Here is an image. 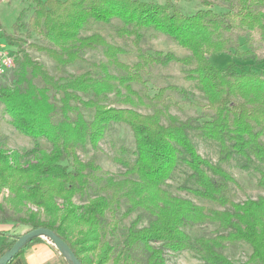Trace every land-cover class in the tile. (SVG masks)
<instances>
[{
    "label": "trees",
    "instance_id": "1",
    "mask_svg": "<svg viewBox=\"0 0 264 264\" xmlns=\"http://www.w3.org/2000/svg\"><path fill=\"white\" fill-rule=\"evenodd\" d=\"M32 3L26 30L46 41V46L31 48L46 55L58 68L79 60L85 49L102 48L110 66L123 71L125 77L110 76L103 66L100 79L89 73L55 79L41 64L28 56L22 58L42 86L29 85L24 89L0 86V104L15 130L29 138L44 139L50 148L36 146L19 152L0 144V191L8 194L4 203H0V223L5 222V210L15 215L24 209L29 211L17 223L28 227V231L50 230L81 264H140L132 257L137 248L146 255L144 264H164L165 252L192 248L207 264H235L219 251L225 243L246 244L251 249L248 263L264 264V197L233 202L226 189V183L232 181L230 176L202 158L187 135L195 128L201 138L217 143L222 161L238 155L264 162V145L260 141L264 137V64L244 68L232 63L217 68L209 63V57L215 54L233 59L246 54L240 52L241 45L233 30H264V0H236V12L223 14L213 11L209 2H203V9L191 15L182 14L170 2L160 5L142 0H32ZM111 20L124 25L117 31L119 37L133 36L139 41L137 31L153 30L186 49L190 58L179 59L160 52L148 55L139 50L138 61L129 66L118 61L123 51L100 35L80 37L90 21ZM16 29L15 24L13 30ZM0 37L5 38L11 50L18 46L15 36L6 35L1 27ZM12 52L18 56L17 49ZM170 62L194 65L192 79L197 81L212 113L209 120L195 126L192 119L181 122L159 109L145 115L99 101L113 90L119 95L115 81L119 80L121 85L141 84L143 67ZM51 94L59 97L57 103ZM82 95L95 99L84 100ZM123 103L133 105L130 95ZM81 108L91 112L89 120L81 114ZM111 125L127 127L134 143V161L127 165L129 177L121 181L101 177L94 162H82L77 156L79 148L87 145L96 148ZM181 165L191 172L198 188L196 194L224 210L205 209L166 189L167 181ZM258 185L264 189V172ZM90 190L95 197L81 204L74 202L75 197L86 198ZM122 200L127 204L124 216L141 210L151 220L140 228L137 222L132 223L122 248L115 251L109 243L101 242L100 229L106 213L114 217ZM29 206L44 218L31 212ZM205 222L217 223L231 231L226 236L199 239L191 245L182 229ZM0 236L11 237L6 229H0ZM18 237L0 250V257ZM39 240V237L28 240L6 264Z\"/></svg>",
    "mask_w": 264,
    "mask_h": 264
},
{
    "label": "rangeland",
    "instance_id": "2",
    "mask_svg": "<svg viewBox=\"0 0 264 264\" xmlns=\"http://www.w3.org/2000/svg\"><path fill=\"white\" fill-rule=\"evenodd\" d=\"M144 2L164 5L170 2L178 11L184 15H191L203 9V2L212 4V9L216 13L223 14L231 11L235 13L236 0H142ZM233 5V7H232ZM32 0H0V27L6 35H14L18 46L12 50H18L15 55L13 67L0 78V86H20L21 89L32 85L41 87L42 83L32 77L30 69L21 60L24 56L36 63L41 64L48 73L55 79L74 78L79 75L89 73L94 79L103 77L102 67L105 66L107 74L115 78L125 77V73L115 66L108 63L102 48L85 49L80 53L79 60L71 65L58 68L43 53H39L30 46H46V41L30 34L26 30V24L33 10ZM20 19L17 21L21 12ZM16 24L17 29L13 30ZM123 23L118 20H111L107 23H96L90 21L80 32V37L90 35H100L107 43L119 47L123 54L118 56V61L125 65H134L137 53L140 50L144 54L154 55L160 52L163 55L171 54L179 59H189L190 53L178 46L172 39L153 30H139L137 33L140 40L133 36L119 37L117 31L123 28ZM237 37L240 52L246 53L242 57H232L225 54H215L209 57V63L217 68H225L232 63H236L244 68L263 66L264 64V30L254 31L233 30ZM0 45L8 44L4 37H0ZM194 65H183L170 62L165 65H150L143 67L140 72L142 83H128L121 85L119 80L115 81L114 86L119 91V95L113 90L100 97L99 101L109 107L132 108L141 114H151L159 109L166 115L172 116L178 121L193 120L195 126L211 118L212 113L207 108V103L202 93L198 89L197 81L192 79ZM17 88V87H15ZM127 95L133 105L123 103ZM51 99L56 102L59 98L53 94ZM82 99H95L92 96H81ZM57 103V102H56ZM81 114L86 120L91 118V112L80 109ZM166 119H162V124H166ZM188 138L193 143L198 154L214 165L221 167L231 178V182L226 183L227 196L235 203H242L247 199L255 200L264 197V189L260 188L258 181L264 172V162L258 161L250 156L249 159L232 155L229 160H220V146L212 141L200 137L199 132L193 128L187 132ZM264 145V137L260 138ZM0 144L8 150L24 152L36 146L49 150L50 145L44 139H33L20 134L10 123V119L4 112L3 105L0 104ZM77 156L82 162L92 161L99 168L98 175L103 178L121 181L128 178L127 165L134 161V143L129 129L123 125H111L105 132L102 140L96 148L89 145L79 148ZM166 189L174 196L188 199L194 204L208 210H224L215 203L201 199L196 191L197 186L191 178V172L186 166L181 165L173 172L166 183ZM93 190H90L87 197L82 199L74 198L76 204L86 202L87 199L95 197ZM8 194L0 191V203H4ZM127 204L122 200L116 208L115 215L112 217L107 212L101 222V242L109 243L115 251L120 250L124 238L132 223L137 222V228L148 225L151 217L141 210L124 216ZM31 212H38V216H44L36 208L29 206ZM29 212V211H28ZM24 209L20 214H13L5 210L4 220L0 223V229H8L10 234L15 237L21 236L28 231V227L17 223L20 218L26 216ZM183 232L188 236L191 245L199 239L213 240L219 236H226L231 230L222 229L217 223L205 222L196 225H186ZM0 236V246L6 243L8 237ZM4 240V241H3ZM48 241V240H47ZM50 242V241H49ZM219 251L235 264L248 263L251 249L244 243H225ZM132 257L138 263L144 264L146 255L141 248L133 250ZM164 264H207L194 248L178 253L165 252L163 254Z\"/></svg>",
    "mask_w": 264,
    "mask_h": 264
},
{
    "label": "crops",
    "instance_id": "3",
    "mask_svg": "<svg viewBox=\"0 0 264 264\" xmlns=\"http://www.w3.org/2000/svg\"><path fill=\"white\" fill-rule=\"evenodd\" d=\"M10 235L11 237L6 238V243L0 246V250L6 248L15 239V235L13 234ZM10 264H70V263L60 249L55 247L51 242L47 241L46 239L40 238L38 242H34L33 244L29 245L26 249H24L22 254L17 258H15Z\"/></svg>",
    "mask_w": 264,
    "mask_h": 264
},
{
    "label": "water",
    "instance_id": "4",
    "mask_svg": "<svg viewBox=\"0 0 264 264\" xmlns=\"http://www.w3.org/2000/svg\"><path fill=\"white\" fill-rule=\"evenodd\" d=\"M34 237H40V238H44L50 241L55 247H57L64 253V255L66 256L70 264H81L76 259L74 254L71 252L69 247L61 239H59L53 232L45 228H38V229L30 230L24 233L23 235H21L20 237H18L15 243L10 248V250L0 257V264L8 263L16 255L18 250L28 240Z\"/></svg>",
    "mask_w": 264,
    "mask_h": 264
},
{
    "label": "built area",
    "instance_id": "5",
    "mask_svg": "<svg viewBox=\"0 0 264 264\" xmlns=\"http://www.w3.org/2000/svg\"><path fill=\"white\" fill-rule=\"evenodd\" d=\"M15 55L6 45H0V77L4 76L14 65Z\"/></svg>",
    "mask_w": 264,
    "mask_h": 264
}]
</instances>
